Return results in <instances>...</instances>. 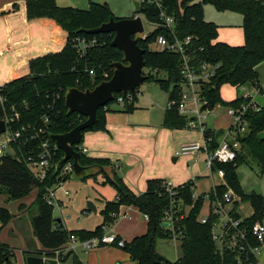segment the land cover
Here are the masks:
<instances>
[{"label":"trees","instance_id":"obj_1","mask_svg":"<svg viewBox=\"0 0 264 264\" xmlns=\"http://www.w3.org/2000/svg\"><path fill=\"white\" fill-rule=\"evenodd\" d=\"M158 1L166 13L174 18L175 34L171 35L167 29L159 25L161 23L159 12L154 6L143 5L138 8L137 12H140L149 24L156 26L145 39L137 40V45L145 50L143 58L144 68L147 70V81L156 82L162 89L168 91V103L172 99H177V86L182 82L179 55L166 50H151L150 46L159 35L164 36L169 42L175 39L183 40L190 36L192 37L190 64L196 69L203 63L216 66L213 76L200 86L199 97L204 103V109L213 108L217 104L233 109L247 105L250 98L242 95L230 102H224L220 98L219 89L223 85L236 89L245 87L246 84H250L251 87L257 86L256 67L264 62V0ZM205 4L212 5L219 12L229 11L241 15L243 45L230 46L215 42L217 26L205 21L203 15ZM24 7L28 21L45 18L55 22L66 35L65 44L58 52L30 59L27 75L12 79L0 87V120L4 119L5 115L12 114L13 107L19 118L9 126L11 130L27 125L35 129L41 127L52 144L50 135L66 133L85 120V117L77 113L67 114L64 102L66 90L68 88H76L80 91L93 89L100 82L111 78L112 63L121 62L123 58L121 51L111 46L113 33L89 35L79 30L95 29L111 18L118 19L113 17L106 3L90 2L89 8L82 10L58 6L55 0H25ZM81 39L89 44L83 53L80 52L77 43V40ZM91 41L94 43H90ZM89 71L93 74L90 75ZM160 74L164 75L163 79L159 78ZM119 95L121 94H114V98ZM114 100L105 105V109L101 107L97 110L96 124L91 129L84 130L82 135L88 131H105V113L108 111V105L114 103ZM124 100L122 110L126 113L132 112L135 91L130 95V100L126 96ZM255 107L258 108L257 111L249 107L243 115L247 131L238 139L241 146L236 151L235 160L212 168L213 171L223 170L227 186L240 198L239 202L233 203L232 217L240 218L236 213L239 203H246L251 207L252 214L243 219L242 225L246 227L264 218L263 196L255 192L244 193L236 175V168L245 164L248 159L255 163L259 173L264 174V139L258 136L264 130V107L256 104ZM44 118L47 119L45 124ZM188 120L185 116L179 115L175 108L167 106L161 127L167 130H182L186 128ZM222 134L221 130L215 133H212V130L204 132L203 137L209 153L218 146V139ZM79 145L75 146L74 150L79 153L82 166L109 167L108 159L86 157L79 151ZM11 146L15 149V156L0 155V195L6 196L8 201H14L23 199L32 191H36L35 199L31 203L36 212L31 216L30 223L33 236L42 247V251L33 253L25 251L24 257L33 254L52 258L54 251L63 247L70 235H74L78 240L101 236L102 227H105L110 220L115 221L114 216L120 206H134L147 217V230L144 235L125 243L123 250L137 264H237L235 253L227 250L222 255L219 254L212 240V225L217 221V217L210 215L204 224L198 221L204 199L199 196L195 201L192 200L195 188L193 181H187L172 189L176 193L174 198L181 204L180 211L173 216L172 231L164 221L165 212L171 205V198L163 185L165 181L149 180L146 191L136 195L115 174L112 180L105 177L115 187L117 198L115 202L106 203L102 211L103 223L93 231H69L63 228L60 221L53 218V207L48 205L45 199L47 192L52 187V191H55L58 184L62 183L68 175L62 173V167L55 172V166L63 158V152L60 149L55 150L50 168L43 179H38L30 172L26 163L18 158L29 148L20 146L18 150L17 145ZM226 190V187L218 185L215 187V194L220 198ZM213 199V195L210 194L209 200L212 202ZM191 205L193 207L186 213L184 207ZM21 206L19 205L18 208ZM11 218L6 209L0 208V229L5 227ZM171 238L180 241L181 256L174 262L158 261L159 254L155 250L156 241ZM12 255L10 248L0 243V264H11ZM69 257L72 258L71 264H82L78 256L73 253H67L61 257L59 263Z\"/></svg>","mask_w":264,"mask_h":264},{"label":"rangeland","instance_id":"obj_2","mask_svg":"<svg viewBox=\"0 0 264 264\" xmlns=\"http://www.w3.org/2000/svg\"><path fill=\"white\" fill-rule=\"evenodd\" d=\"M89 2L100 4L106 3L113 17L118 20L132 18L134 15L139 16L143 25V36L148 35L154 29V27L144 19L143 15L136 11L134 5L136 2L134 0H59L57 1V4L87 9L89 8ZM203 15L205 21L212 22L217 26L219 40L225 42L230 40L239 42L242 40L243 42L242 30L238 27L240 26L238 24L242 23L241 15L229 11L219 12L210 4L203 5ZM150 49L155 50L156 47L150 46ZM7 55L6 51L0 52V56L7 57ZM146 73L147 70L144 68L143 74ZM159 78L163 79L164 75L160 74ZM219 93L220 98L224 102H230L241 95L238 91L236 96L235 88L229 85L221 86ZM188 95L189 100L187 101V108L192 109L194 107L192 104V93H188ZM198 95L196 98H198ZM167 106L168 91L162 89L156 82L149 81H145L136 88L134 110L132 112H124L120 108V105L115 102L108 105V111L105 113V128L112 134V137L108 134L109 137L105 136L104 134V138L99 141L100 148L106 149L105 152H107L106 156L104 155L100 158H109V170H111L112 176L115 174L122 183L136 195L142 194L146 191L147 182L149 180L160 179L173 181L175 185L195 179L198 174L205 175V177L198 178L195 181L196 188H194L193 192L195 195L207 192L212 181H215L216 184H219L221 181L217 179L216 176L212 177L210 180L209 171L206 169L204 163L205 155L199 153V162H194L193 156L177 155L181 146L184 144L191 142L202 144L204 133L202 134L198 129H191L186 126V128L182 130L169 131L170 134H168L167 139L161 138L164 135L159 137L157 132L162 131L161 123ZM209 109H213V112H203L201 115L204 117L203 120L201 119L205 126L204 132H206V130H212V133L219 130L223 131V134L218 139L220 142L232 120L226 113V108L221 105L217 104ZM89 132L92 131L84 133L79 148H90L89 143L93 142L94 138L88 136L87 133ZM7 138L8 132H4L0 135V144L5 143ZM2 153L12 157L16 155L15 149L10 146H6L2 150ZM89 155L87 154L85 156L90 158L91 155ZM18 157L20 158V156ZM174 158H176L175 162L172 161ZM124 167H127L128 170L123 174L121 173V170ZM236 175L240 188L244 193L255 192L262 195L264 198V174L258 172V169L252 160L248 159L245 164H241L237 167ZM65 178L66 179L53 193V218L61 220L63 224L62 226L65 230L93 231L97 226L103 223L104 217L102 211L104 210L106 203L116 201L117 191L115 187L106 180L103 174H97L84 180L69 178V174ZM52 188L50 190H52ZM226 189L229 190L230 188L227 186ZM230 190L233 192L232 189ZM213 191H215V188H213ZM35 195L36 192L32 191L27 197L23 198L26 199L24 202H30ZM200 196L202 197L204 195ZM3 197H0V208L6 209L10 215H14L13 212H16L20 200L8 201L7 197ZM203 202L204 206L201 213H199L200 216L206 215L208 210L209 204L207 199H204ZM88 203L95 207V213L87 211L86 208ZM238 205H241L239 213L242 216L249 217L252 214V209L249 204L239 203ZM185 210L188 211V207H185ZM35 212V208L30 204L28 206V216L25 215L28 226V221ZM135 213V216H133L132 213H128L130 220L127 219L122 221L117 218L119 216V211H117L114 216L115 221L110 220L107 222L105 228H109L112 225V231L116 230L123 236L125 232H129L130 230H132L133 235L145 234L147 230V221H145L143 217L144 215L140 212L136 211ZM25 219L21 217V220L25 221ZM10 228L11 226L6 225L0 229V239L3 236H8ZM101 231L103 234L104 231ZM132 234L126 235L132 236ZM25 237L29 238L26 240L35 242L30 233H27ZM125 240L128 241L127 238H125ZM13 245L16 249L14 250V253L13 250L10 249L13 253L10 258V263L23 264L22 254L19 249H17L20 247V244L15 243ZM102 248L107 247L106 245L95 246L86 251L81 250L78 247L76 248V253L81 261H86L89 252L98 251ZM117 250H121V248H117ZM155 250L159 256L164 257L170 262L176 261L181 256L180 241L176 238L157 240ZM100 261V259H95V262L97 263ZM71 263L72 258L69 257L60 264Z\"/></svg>","mask_w":264,"mask_h":264},{"label":"built area","instance_id":"obj_3","mask_svg":"<svg viewBox=\"0 0 264 264\" xmlns=\"http://www.w3.org/2000/svg\"><path fill=\"white\" fill-rule=\"evenodd\" d=\"M134 1L138 4V7L152 5L158 9L159 19L161 21L159 25L167 29L171 35L175 34V20L172 16L166 13L158 0ZM152 26L155 29L156 26ZM146 36L147 35H144L142 39H145ZM191 41L192 37L188 36L183 40L175 39L173 42H169L164 36L159 35L151 46H155L156 51L166 50L179 55L181 60L180 74L182 75V82L177 86V99H172L168 103V107L175 108L179 115L185 116L189 119L187 127L198 129L203 134L205 126L201 121L204 117L201 115L203 112H213V109H203V111H200L204 103L201 101L198 92L200 91L202 83L207 82L213 76L216 66L203 63L199 68H194L190 64V61L192 60ZM77 43L81 53H83L85 48L89 46L88 42L84 39L77 40ZM90 43H94V41H91ZM88 73L90 75L93 74L92 71H89ZM242 89L245 90V87H242ZM188 93H192V104L194 106L192 109L187 108V101L189 100ZM130 95V93L126 95L121 94L116 98H113V100L115 99L114 102L120 105V108L122 109L125 101L124 96L130 100ZM197 95L198 98H196ZM242 96L248 97L245 95ZM113 100L111 102H113ZM249 107H252L253 110H258L251 98L247 105H241L240 108H226V113L231 117L232 122L213 152L209 153L206 140L203 137L202 144L194 142L182 145L177 155L193 156L198 159L199 153H203L205 155L204 163L206 169L221 180L219 185L227 187L223 170L218 169L213 171L212 168L215 165L229 164L235 160L236 151H238L241 146L238 139L247 131L243 115ZM105 108L106 106H104V109ZM11 112L12 114L5 115L4 119H2L5 124V132H8V138L5 143L0 144V155L6 146L12 147V144L17 145L18 150H20V146L29 148L26 152L27 154L21 153L20 158L26 163L31 173H33L38 179H43L47 170L50 168L51 160L55 155V150L59 148L54 142L52 144L50 143V139L46 137L45 131L41 127L35 129L27 125L21 126L16 130H11L9 126L19 118L15 108L12 107ZM46 122L47 119L44 118L43 123L45 124ZM208 141H210V139H208ZM78 149L82 154L86 152L84 148ZM62 168V173H72V163L68 162L64 164ZM60 185L61 183L58 184L57 188ZM163 185L165 191L171 198V205L165 212L164 221L167 223V227L172 231L173 216L176 212L180 211L181 208L179 209V205L181 204L174 198L176 193L172 189L175 186L169 182H165ZM53 193L54 191L49 190L45 196L47 204L52 207ZM210 194L214 197L212 202L209 200ZM199 196L200 195H195L193 192L192 200L195 201ZM202 197L203 199H207L209 203L208 214L205 216H199L198 221L204 224L208 221L210 215H215L217 217V221L212 225L211 235L219 254L222 255L228 250L231 253H235L237 264H256L260 249L264 246V218L261 221H255L249 227L242 225L243 219L233 218L231 215L233 203L239 202V198L230 189L226 190L220 198L216 196L213 189ZM186 207H188L189 211L193 205ZM184 211L186 213L188 212L185 210V207ZM144 219L147 220L145 215ZM105 229V227H102L104 232L100 237L87 240H78L74 235H70L66 244L60 249L55 250L54 256L49 259H53L56 261V264H59L61 257H64L67 253L76 254V248L78 247L84 251L92 249L98 245H109L123 248L124 242L118 240L114 234L105 233ZM43 258L46 257L43 256Z\"/></svg>","mask_w":264,"mask_h":264},{"label":"crops","instance_id":"obj_4","mask_svg":"<svg viewBox=\"0 0 264 264\" xmlns=\"http://www.w3.org/2000/svg\"><path fill=\"white\" fill-rule=\"evenodd\" d=\"M57 1L59 0H56V3ZM24 3L25 0H0V52L6 51L8 54L7 57L0 56V87L12 79L27 75L29 71L28 62L30 59L39 57L47 53L58 52L63 48L65 44L66 35L64 31H62L52 20L41 18V19L28 21L25 16ZM57 5L61 7H70L64 4H60V5L57 4ZM14 6L17 8L16 9L13 8ZM82 10H86V9H82ZM241 24L242 23H239L238 25L240 26L238 27L241 28ZM242 36H243V31H242ZM215 42H222L230 46H241L244 43V39L243 42L242 40H240L239 42H235L232 40L225 42L218 39V32H217V38ZM256 71L258 74L257 86L251 87L250 89L245 88V90H243L242 88H238V89L235 88V95L239 91V94L241 93V95L248 96L249 98H251L252 102L257 106L264 107V62L260 63L256 67ZM169 131H175V130H167L162 128V131L157 132V135L159 137L161 135H164L161 138L167 139L168 134H170ZM87 134L88 136L94 138V141L89 143L90 148L82 147L86 150L84 154L85 155L90 154L91 155V156L89 155L90 158H100L101 156L104 155L106 156L107 155V152H105L106 149L100 148L99 141L104 138L103 136L104 134L105 136L109 135L110 137H112V134L106 128L105 131L89 132ZM258 136L259 138L264 139V130L261 131L258 134ZM172 161L175 162L176 158H174ZM194 162H199V157L198 159L194 158ZM209 174H210V180L212 177L216 176L210 172ZM202 177H205V175L198 174L195 179H191L189 181H193L196 188L195 181L198 178H202ZM164 181L166 182L167 180ZM167 182L171 183L173 186H178L182 184L179 183L174 185L173 181H167ZM219 184H216L215 181H212L210 188L207 192H202L196 195H206L215 186ZM3 196L4 195L0 197L2 198ZM34 198L35 197H33V199L28 203L24 202L26 199H20L19 205H22L21 208H17L16 212H13L14 215L11 214L12 218L7 224L11 226V228L8 231V236H3L0 239V243L12 249L13 253L14 250L16 249L13 244L15 243L20 244V247L17 249H19V251L22 254L23 264H25L23 252L30 251L31 253H33L36 251H42V247L40 246L36 238L33 236L30 220L28 221L30 226L29 227L27 224V220L25 219V215L28 216L27 215L28 206L34 201ZM204 202L201 211L203 209ZM240 207L241 205L237 209L236 213L239 215L241 219L247 218L239 213ZM118 211H119V216L117 218L122 221L127 219L130 220V216L128 213H132V215L135 216L136 215L135 212L136 211L139 212L138 209L135 208L134 206H120ZM207 214H208V210L206 215ZM21 217L24 218L25 221L21 220ZM59 221L62 224V221L61 220ZM145 221L147 220L145 219ZM111 226L105 229V233L116 235L117 239L123 241L124 244L131 242L135 237H138L140 235V234L139 235L134 234L135 235L134 236L132 234V230H130L129 232H125L123 236L116 230H113L114 231L113 232ZM27 233L31 234L35 242L34 241L32 242L31 240H26L29 239L28 237H25ZM126 234L129 235L132 234V236H127ZM125 238H127L128 241L125 240ZM106 247L107 248H102L99 249L98 251H94L91 253L89 252L87 254L88 255L87 260L86 261L82 260L83 262L81 261L77 253L76 255L78 256L82 264H137L136 262L130 259L129 255L122 248L121 250H117V248L120 247L109 246V245H106ZM28 255L36 256L33 254H28ZM95 259H100L101 261L97 263L95 262ZM256 264H264V246L260 249V253L257 257Z\"/></svg>","mask_w":264,"mask_h":264},{"label":"water","instance_id":"obj_5","mask_svg":"<svg viewBox=\"0 0 264 264\" xmlns=\"http://www.w3.org/2000/svg\"><path fill=\"white\" fill-rule=\"evenodd\" d=\"M134 5L136 11H138V4L134 3ZM79 32L89 35L113 33L114 37L111 46L121 51L123 58L121 62L112 63L113 74L111 78L100 82L93 89L80 91L76 88H68L66 90L64 102L67 114L77 113L85 117V120L66 133L50 135L51 140L63 152V158L56 164L55 172L71 161L72 173L70 178L72 179L84 180L101 173L112 180V172L109 167L98 165L82 166L80 164V155L74 150V147L81 143L82 132L86 129H91L96 124L97 110L111 102L114 94H132L137 87L147 81L148 76L143 74L145 50L137 45V40L143 38V25L140 17L134 15L128 19L114 20L111 18L108 22L101 24L95 29L79 30ZM245 88L250 89V84H246ZM203 109L204 106L201 107L200 111H203ZM4 132L5 124L0 120V135ZM126 170L127 167H124L121 173L124 174ZM86 209L89 212H96L95 207L90 203H88ZM163 226H166V224H163ZM157 260L167 261L159 255ZM24 262L25 264H56L53 259L32 255L25 256Z\"/></svg>","mask_w":264,"mask_h":264}]
</instances>
